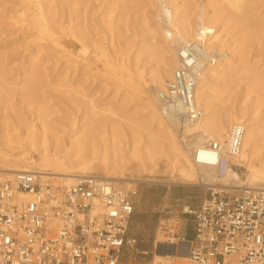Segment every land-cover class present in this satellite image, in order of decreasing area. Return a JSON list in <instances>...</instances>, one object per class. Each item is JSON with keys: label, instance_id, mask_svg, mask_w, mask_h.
I'll return each instance as SVG.
<instances>
[{"label": "rangeland", "instance_id": "rangeland-1", "mask_svg": "<svg viewBox=\"0 0 264 264\" xmlns=\"http://www.w3.org/2000/svg\"><path fill=\"white\" fill-rule=\"evenodd\" d=\"M214 1L209 0V10L215 9L225 21L227 18L226 22H230L221 31L227 41L236 40L237 35L243 42L248 38L243 43L245 63H235L239 67L235 65V81L231 90L229 88L224 106L228 110L240 107L254 111L259 124L264 126V30L258 32L256 25L251 26L248 30L252 33L241 37L244 33L242 24H231L230 21L241 12L238 13L225 1ZM243 1L252 14L253 22L262 21L264 26V0ZM137 3L139 0H0V153L19 157L23 149L29 150L30 143L38 139L45 127L47 130L48 127L61 129L59 133H66L64 137L68 139L73 134L70 125L77 122L88 124L91 118L87 112L90 110L97 113L93 114L94 120L103 116L105 120L102 118L99 122L104 123L101 124L103 128L105 125L107 128L109 125L110 128L117 127L115 123L120 121L118 131L121 132L116 134H119V149L134 147L136 143V147L143 145L140 137H143L142 122L146 119L139 98L155 93L147 84L148 89L145 90L147 87L142 84V79H136L133 73L142 70L144 79H148V74L153 73L158 64L147 52L151 42L148 22ZM36 6L41 9L43 21L45 19L43 27H48L44 32H35L27 20L23 23L19 18L21 13L28 15L26 9L34 10ZM152 17L155 20L156 13ZM45 32L49 35L45 36ZM133 118L137 125L141 122L139 127L142 129L129 125ZM40 126L44 129L39 130ZM106 126L103 133L109 138L110 130ZM135 129L142 135L136 143L133 139L136 141L138 137L131 132ZM57 130L55 132L58 133ZM103 133L99 131V136H95L97 140L106 138L101 136ZM154 149L162 151L161 154L164 152L158 147ZM156 152L159 158L152 161L153 165L148 162L150 166L147 164L144 170L136 166L139 163L137 159H140L138 155L134 161L130 154H124L120 165L123 166L120 170L124 177L140 179L134 184L124 185L137 190L128 232L137 239V243L125 251L120 264H154L155 255L173 256L175 264L185 262L184 244H177V248L155 245L159 220L168 219L174 223L188 217L182 213L183 207L201 200L205 190L195 186L198 173L195 168L190 182H181L170 164L163 162L165 157ZM98 166L95 172L102 175V164L98 162ZM4 172L0 170V173ZM245 172L243 166L240 175ZM7 176L0 174V179ZM48 181L62 186L58 179ZM191 234L190 228L189 236Z\"/></svg>", "mask_w": 264, "mask_h": 264}, {"label": "built area", "instance_id": "built-area-1", "mask_svg": "<svg viewBox=\"0 0 264 264\" xmlns=\"http://www.w3.org/2000/svg\"><path fill=\"white\" fill-rule=\"evenodd\" d=\"M168 19L160 15L163 27ZM227 57L226 50L203 41L183 43L176 49V67L157 92L161 113L180 121L176 137L192 163L215 172L210 180L196 174L195 186L205 196L182 209L191 219L190 238L179 219L159 220L155 245L184 244V264H264V187L223 182L231 170L241 174L233 159L241 152L244 124L231 125L220 141L194 140L203 116L195 87L206 68ZM136 195V188L88 174L59 186L35 172L11 173L0 179V264H120L137 243L128 233Z\"/></svg>", "mask_w": 264, "mask_h": 264}, {"label": "bare ground", "instance_id": "bare-ground-1", "mask_svg": "<svg viewBox=\"0 0 264 264\" xmlns=\"http://www.w3.org/2000/svg\"><path fill=\"white\" fill-rule=\"evenodd\" d=\"M221 1H225L226 4L233 7L238 13L239 11L241 12L239 16H236V14L233 17L231 16L232 19L230 20L232 21L231 24H242L244 33L241 37L244 36V34L248 37L249 33H252V31L248 30L251 26L256 25V28L259 29L258 32L264 30L262 21H257L258 23L253 22L252 14L248 11L243 0ZM210 4L209 0H199V2H196V0H139V4L137 3L140 11H144L146 15L145 18L148 22L146 23L148 24L147 29L149 30L151 42L147 52L158 64V68L155 69V71L153 70V73L148 74V79H144L145 77L142 74V70L133 73L136 75V79H142V84L150 85L151 88H153V93H155L147 96L144 95L142 89L141 93L144 97L142 95L140 98L138 97L142 102L143 113L146 119L142 122L144 132L141 133L143 137H140L141 134L136 131L141 125L140 121L138 123L140 125H137L133 118L132 124H129L134 127L137 126L134 131H131L138 137H136V141L134 138L133 142L136 143L140 137V142H144L143 145H138L136 147V143L134 147L126 148L124 146V149L122 148L123 150L119 149L118 147H120V145L117 143V136L119 134H116L121 132L118 131V123L120 121L115 123L118 128L115 126L110 128V125L107 128L105 125L106 128L110 130V137L107 135L109 137L107 138L103 133V131H106L104 130L105 126L104 128L101 126V124L104 125V123H99L103 116L101 119L96 116L97 119L94 116L97 119L94 120V118H92L93 114L97 115V113L90 110L87 112L89 114V116L88 114L87 116L91 118L88 124L77 122L70 125L73 134L68 136V139L64 137L66 133H59V130L60 132L62 131L61 129H56L58 131L57 133L54 128L52 130L51 127H48L47 130V127H45V130L43 126H40L39 130L44 129V131H40L39 137L35 134L38 139L36 138L37 140L34 139L35 141L33 140L30 143L28 147L29 150L23 149L24 151L18 155L19 157L0 153V170L5 171L0 174L9 176L16 171L35 172L39 174L43 180L44 178L60 180L62 186L70 185L74 176L77 174H88L100 177L117 185H130L136 183V181L140 179L124 177L122 175L120 169L123 166L121 167L120 165L121 162L124 161V154H130V159H134L138 155L140 159H137L139 163L136 166L144 170L147 164L148 166L153 165L152 161H155L156 157L159 158V155H155L156 150L154 149L158 147L164 150L162 154V151L160 152L159 150L160 156L165 157V161L163 162H166L168 165L170 164L172 169L177 172L181 182H187L192 179L194 177V172H196L195 170H197V174L204 175L208 180L214 178L215 172L212 168H198V166L192 163L187 153L188 150L185 149L184 145H181L176 137L177 128L180 127V121L174 116H164L161 113L160 103L157 99V92L161 90L164 82L163 80L165 78H170L176 67L177 47L186 42L203 41L207 46L223 48L227 51L228 57L225 61L206 68L195 87L196 101L203 110V116L195 126L200 132V134L194 138L195 143H200L205 137L220 141L223 134L226 133L231 125L235 123L244 124L245 131L241 144V152L237 158L233 159V162L239 167L243 168L244 166L246 172L241 176L237 171L231 170L224 178L223 182L236 179L240 187H264V126L259 124L254 111L240 107L228 110L224 106V102L228 99L229 88L235 81L234 71L237 68L236 66H238L235 63H245L243 62V43L248 38L243 42L237 35L236 40L233 39L234 41L228 42V39L221 34V31L224 26L230 22H226L227 18L225 21L221 13L215 11V9L214 11L211 9L209 10ZM32 7L31 4V8ZM26 10H28V15L19 14L20 20L23 21V23L27 20V23L36 29L35 32H41V30L44 32V28L47 29L48 27H43L46 24L43 23L45 19L43 21L39 6H36L34 10ZM155 13L157 18L153 20L152 16ZM160 15L168 16L167 26L163 27L161 25V21L159 20ZM25 16L27 19L24 18ZM218 23L220 24L217 25ZM167 32H170V39L166 38ZM46 34L48 33L45 32L44 35L46 36ZM138 83H140V81ZM147 85L145 87H147ZM147 89L148 87L145 88V90ZM91 106L93 107V105ZM113 112H115V110ZM113 116H115L114 113ZM131 116H133V114H131ZM109 117H112V115ZM104 120L103 118V121ZM142 128L139 127L138 129ZM99 131H102L103 134H101V136L106 138L97 140L98 138L95 136H99ZM135 131L137 133H135ZM183 131L184 133H188V126L183 125ZM108 132H105V134H108ZM143 133H145V138ZM261 134H263L262 137ZM141 138L144 139L141 140ZM261 141H263V144H261ZM28 151L30 152L28 153ZM159 152H156V154H159ZM27 154L29 155L28 157L26 156ZM99 159L100 161H98ZM97 161L102 164L100 167L103 173L102 175H98L95 172V168L99 167ZM148 162L152 163L149 165ZM147 170H149V168ZM146 172L150 173V171ZM21 197L25 198L26 195H21ZM153 263L175 264L173 256L164 257L162 255H155L153 257Z\"/></svg>", "mask_w": 264, "mask_h": 264}, {"label": "crops", "instance_id": "crops-1", "mask_svg": "<svg viewBox=\"0 0 264 264\" xmlns=\"http://www.w3.org/2000/svg\"><path fill=\"white\" fill-rule=\"evenodd\" d=\"M200 202V200L199 201H197V202H195V203H193V204H190L191 206H196L198 203ZM180 221V228H181V231L182 232H186V235H187V237H191V235L189 236V229H190V225L191 224H189V223H191V219L189 218V217H184L182 220L180 219L179 220ZM192 232V231H191Z\"/></svg>", "mask_w": 264, "mask_h": 264}]
</instances>
